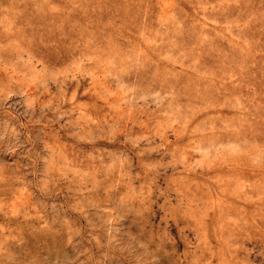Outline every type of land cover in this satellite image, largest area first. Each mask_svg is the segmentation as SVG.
I'll return each mask as SVG.
<instances>
[{"label":"rangeland","instance_id":"374dc122","mask_svg":"<svg viewBox=\"0 0 264 264\" xmlns=\"http://www.w3.org/2000/svg\"><path fill=\"white\" fill-rule=\"evenodd\" d=\"M0 264H264V0H0Z\"/></svg>","mask_w":264,"mask_h":264}]
</instances>
